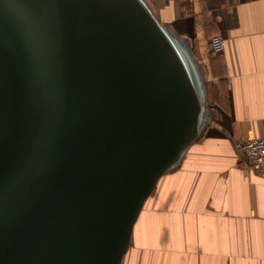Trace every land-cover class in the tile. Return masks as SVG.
<instances>
[{
    "label": "water",
    "instance_id": "obj_1",
    "mask_svg": "<svg viewBox=\"0 0 264 264\" xmlns=\"http://www.w3.org/2000/svg\"><path fill=\"white\" fill-rule=\"evenodd\" d=\"M205 101L144 0H0V264H121Z\"/></svg>",
    "mask_w": 264,
    "mask_h": 264
},
{
    "label": "crops",
    "instance_id": "obj_2",
    "mask_svg": "<svg viewBox=\"0 0 264 264\" xmlns=\"http://www.w3.org/2000/svg\"><path fill=\"white\" fill-rule=\"evenodd\" d=\"M144 2L197 63L207 115L145 200L121 264H264V177L236 148L264 135V0Z\"/></svg>",
    "mask_w": 264,
    "mask_h": 264
},
{
    "label": "built area",
    "instance_id": "obj_3",
    "mask_svg": "<svg viewBox=\"0 0 264 264\" xmlns=\"http://www.w3.org/2000/svg\"><path fill=\"white\" fill-rule=\"evenodd\" d=\"M210 44L214 53H222L225 49L224 39L220 35H214ZM236 148L250 160L252 169L264 177V135L240 140Z\"/></svg>",
    "mask_w": 264,
    "mask_h": 264
}]
</instances>
